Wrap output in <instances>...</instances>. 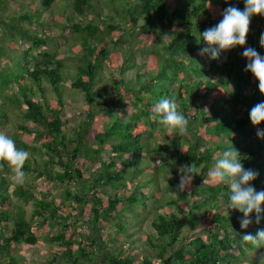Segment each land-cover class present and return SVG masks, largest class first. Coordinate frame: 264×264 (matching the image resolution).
I'll return each mask as SVG.
<instances>
[{
    "label": "trees",
    "instance_id": "16d2710c",
    "mask_svg": "<svg viewBox=\"0 0 264 264\" xmlns=\"http://www.w3.org/2000/svg\"><path fill=\"white\" fill-rule=\"evenodd\" d=\"M9 1L0 0V31L29 44L9 53L0 39V129L15 111L18 119L7 136L29 153L23 165L29 178L15 183L8 178V164L0 161V264H264V246L241 239L264 230V203L259 222L253 211L252 223L241 228L243 213L228 208V184L208 176L215 154L234 147L244 168L259 173L251 186L264 190V139L257 136L264 122L253 125L249 116L264 94L259 81L245 71L248 60L242 55L251 47L264 56L259 43L264 15L251 17L246 44L229 49L227 59L214 69L215 59L200 55L206 46L201 34L223 19L227 7L243 11L245 0H132L128 6L124 0H106L119 20L113 24L84 21L93 13L101 16V7L97 10L92 0H65L60 26L71 29L77 48L70 71L55 51L43 48V29L32 31L21 24L45 25L40 13L53 0L19 13H9ZM74 14L83 21L73 22ZM134 30L149 41L171 35L162 51L141 50L155 57L149 61L150 72L123 51L125 36ZM110 32L116 36L108 38L107 46ZM207 65L218 75L216 80L208 78ZM131 68L135 85L123 76ZM75 94L83 100L84 113L67 127L64 105ZM162 98L174 99L188 120L183 135L169 132L153 117ZM127 100L137 109L123 115L118 107ZM105 143L111 155L102 160ZM156 157L161 162L151 163ZM190 165L199 171L190 200L184 201L177 185L180 169ZM159 179L165 188L156 198L153 187ZM50 182L62 191L54 194L47 187ZM149 197L155 200L151 232H141L137 225L145 214L137 209H144ZM14 199L30 204L29 213ZM125 212L136 214L133 230V217ZM110 222L115 231L111 247L103 238ZM128 231L141 240L119 235ZM121 240L125 244L117 245ZM39 242L59 248L42 261L17 255L22 243Z\"/></svg>",
    "mask_w": 264,
    "mask_h": 264
},
{
    "label": "clouds",
    "instance_id": "9594fccd",
    "mask_svg": "<svg viewBox=\"0 0 264 264\" xmlns=\"http://www.w3.org/2000/svg\"><path fill=\"white\" fill-rule=\"evenodd\" d=\"M257 14L264 15V0H245L243 11L234 6L227 7L222 13L223 19L201 34L206 46L201 49L200 55L207 54L211 59H218L222 51L237 45H245L250 19ZM259 43L261 47H264V33H261ZM214 45L218 47H213ZM242 55L248 60L245 71H250L259 81V91L264 94V56L251 47L245 48ZM178 107L174 99L162 98L153 108V117H158L159 122L169 132L176 131L183 135L187 131L188 120L178 111ZM249 116L253 125L264 122V101L254 105ZM257 136L264 139V130H258ZM28 157L27 151L18 149L12 138L0 132V161L8 164L14 173V182L17 184L24 183L23 165ZM198 171L192 165L183 166L180 169L178 191H183L190 186ZM258 175V172L244 168L240 154L234 147L226 149L208 173L211 180L228 184L230 189L228 208L237 209L243 213V217L240 218L241 228H246L252 223L249 216L253 211L257 213V222H259L261 204L264 203V190L257 191L249 183ZM241 239L246 244L250 243L256 247L264 246V230H259L256 235L245 234Z\"/></svg>",
    "mask_w": 264,
    "mask_h": 264
},
{
    "label": "rangeland",
    "instance_id": "374dc122",
    "mask_svg": "<svg viewBox=\"0 0 264 264\" xmlns=\"http://www.w3.org/2000/svg\"><path fill=\"white\" fill-rule=\"evenodd\" d=\"M94 2V4L96 3V9H98V5L101 7L100 8V14L101 16L100 19H98V15L96 13L91 14L90 16H88L86 19H84V21L89 20L90 18H94L95 21H99V20H105V23H109V24H113L118 20V18L116 16H113V12L110 10V8L106 5L105 6V2L106 0H92ZM126 5L128 6L132 0H124ZM65 0H53L52 5L49 6V8H47L46 10L44 9V11H42L40 14V20L43 21L45 23V25L41 26L38 23H34V24H28L27 22L22 21L21 24H23L25 27H27L28 29L32 30V31H39L41 29H43V33L39 32L40 37L44 38V40L46 41V44L43 48H46V50L48 51H55L57 54L58 58H63V60L67 63V68L70 71H73V66L76 63L75 62V55L77 53V48H76V44L74 42V34L71 31V29L69 28H62V26H60V22H63L64 19L58 17L59 15H63L61 12L65 10ZM43 4V0H13V1H9L6 5V8L9 10V13L11 12H15L17 11L19 12H24L26 11V9H28V7L30 6H34V7H41V5ZM172 6L169 4H167V9L171 10ZM69 11V10H68ZM107 16V17H106ZM73 22H82L83 20H80L79 17H77L75 14L73 16V18L71 19ZM55 21H58L59 24H54ZM1 26V25H0ZM3 32L0 31V39L1 37L4 38L5 40H7L8 42H5V40L3 41L4 46L7 47V50L9 53H13V52H18V51H22L24 50L27 46H28V42H26L25 40H20L18 37H14L11 38L10 36H8L7 33H5V35H2ZM106 38H105V42L104 44L107 46H111L109 43V39L108 38H115L116 34L110 32V34H106ZM170 34L169 33H164L162 36L160 37H155L154 39H152L151 41L149 40H145L144 38H142L139 33L137 32V30H134L133 35L131 36H125L126 37V43L123 45V51L127 52L129 54H132L133 57L135 58L136 63L142 65L146 71L150 72L151 70H153V68L150 66L149 61L150 60H154L155 57L153 55H150L146 52H142L141 50H147L150 47H156L158 50L162 51V48L164 47V45H166L168 39L170 38ZM0 40V42H2ZM260 40V38H259ZM128 42V43H127ZM118 45V44H117ZM218 47V46H217ZM41 48V49H43ZM247 48V47H246ZM111 49V48H110ZM116 49H119V45ZM122 51V52H123ZM148 51V50H147ZM227 55H229V49L228 50H224L221 52L220 56L218 59H215V63L213 68L215 69L219 64H221L222 62H224L227 59ZM206 70H207V75L208 78H210L211 80H216L218 75L215 74L210 67H208V65L206 66ZM116 74H118V71L115 70L114 71ZM127 80V84L128 85H135V74H134V68L131 69H126L123 75ZM251 80V84L252 87H254V78L250 79ZM105 81L108 82L107 77H105ZM68 84V82H67ZM71 97V95H70ZM137 109V106L132 105L131 101L127 100L126 103L122 104L120 107H118V111L120 113H122L123 115L129 114L132 111H135ZM84 113L83 110V100L80 96V94H75L71 97L70 101H66V104L64 105V114L65 116L69 119V123H67V127H71L73 126L74 123H76L79 119V117L81 116V114ZM9 122L5 127H3L2 129H0V132H3L6 135H9L10 133H12V127H11V122L15 121L18 119L17 117V113L15 111L10 112L9 114ZM221 140L222 141H226L229 142L226 138V135H222L221 136ZM209 142H212L211 140H209ZM104 151H102L100 158L102 160L104 159H108L109 156L111 155V151L110 148L108 146L107 143L104 144ZM223 151H218L215 154V163L216 161L222 156ZM119 161V159H118ZM156 162H161V159H159L158 157H156L155 160H151V163H156ZM87 166V164H86ZM87 174V173H86ZM146 176V175H145ZM28 177V176H25ZM8 178L10 180H15L14 177V173L11 171L9 173ZM29 178V177H28ZM25 179V178H24ZM44 179H41V181H43ZM180 180V178H179ZM195 179L193 178L190 186L186 187L185 190H183L182 192H184L183 195V200L184 201H189L191 194L194 191L195 188ZM48 189L50 191H52L54 194H58L62 191V186L61 185H57L55 184V182H50V184L47 186ZM165 188V181L163 179H159V183L157 184V186L153 187V193L155 194V197L157 198V196L160 194L161 191H163ZM143 192L148 193V188H144ZM181 192V191H180ZM170 196L175 195V193H173V195L171 193H169ZM199 195V194H198ZM56 199L59 200L58 197H56ZM18 204L24 206L27 209V212L29 213L30 211V204L27 203H23L20 200H16L14 199ZM155 200L153 198H150L145 200V207L144 209H137V212H140L142 214H145L144 218L142 219V222L137 225L140 227V231L141 232H145V231H150V226H149V221L151 220V209L153 207ZM126 216H131L130 212H125ZM132 218V222H133V226H132V230L134 229V224L136 222V214H134V216H131ZM129 228L131 229V225H128ZM114 224L111 222L108 224L107 229H105V232L103 233V238L105 239V241L107 242V244L109 245V247H111L113 245V240L110 241V236L114 235ZM134 235L136 242H139L141 239H139L140 237L136 234V232H127V233H121L119 235L122 236H128V235ZM118 235V234H117ZM113 238V237H112ZM121 243L125 244L124 240H121L120 242L117 243V245H121ZM140 247V244L139 246ZM59 246L56 244H49V243H43V242H39L36 243L34 245H30V244H26V243H22L21 246L17 249V255H19L20 257L26 259L27 261H36V260H40L42 261L43 259H45L44 257L49 256L50 253H52V250H56L58 249ZM141 253V252H140ZM140 253H138V255H140Z\"/></svg>",
    "mask_w": 264,
    "mask_h": 264
},
{
    "label": "crops",
    "instance_id": "0c3cea01",
    "mask_svg": "<svg viewBox=\"0 0 264 264\" xmlns=\"http://www.w3.org/2000/svg\"><path fill=\"white\" fill-rule=\"evenodd\" d=\"M57 250V249H56ZM56 250H52V253H50V254H53ZM54 264H58V262H56V263H54Z\"/></svg>",
    "mask_w": 264,
    "mask_h": 264
}]
</instances>
